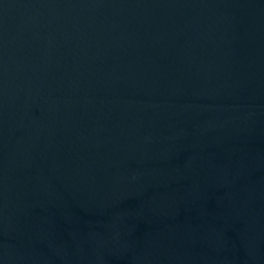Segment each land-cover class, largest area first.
Returning <instances> with one entry per match:
<instances>
[{"label": "water", "instance_id": "water-1", "mask_svg": "<svg viewBox=\"0 0 264 264\" xmlns=\"http://www.w3.org/2000/svg\"><path fill=\"white\" fill-rule=\"evenodd\" d=\"M0 264H264V0H0Z\"/></svg>", "mask_w": 264, "mask_h": 264}]
</instances>
